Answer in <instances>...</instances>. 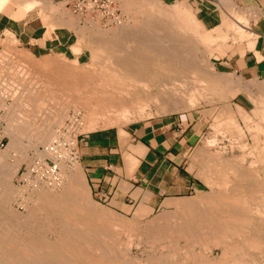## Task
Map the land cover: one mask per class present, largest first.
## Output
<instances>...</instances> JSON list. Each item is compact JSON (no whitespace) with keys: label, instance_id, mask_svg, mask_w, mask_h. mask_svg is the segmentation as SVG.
<instances>
[{"label":"bare ground","instance_id":"6f19581e","mask_svg":"<svg viewBox=\"0 0 264 264\" xmlns=\"http://www.w3.org/2000/svg\"><path fill=\"white\" fill-rule=\"evenodd\" d=\"M6 1L7 0H0V10L3 8ZM22 1L34 2V0H22ZM44 1H45V7H46L47 1L46 0H44ZM105 1L110 3V0H105ZM41 2H43V1L41 0ZM140 3H142V2H139V4ZM145 3H143V4H145ZM154 3H156V2H154ZM48 4H50V3H48ZM222 4H223V6H225L224 2ZM20 5H21V3H20ZM151 5L155 6L156 4L155 5L150 4V6ZM181 5H182V3H178V4L176 3V5L171 7V9L167 10V8H166L165 9L166 13L169 10H171L172 13L168 12L169 13L168 17H167L168 13L167 14L164 13V14H166V16L163 14L162 17L165 16V19L169 21V20H171L170 14H171V16H173L176 13H178V15L176 14L177 15L176 18L174 16V17H172L173 20L169 21L171 23L173 21V23H174L173 29L176 28L179 30H183L182 32L190 35V38H192L191 40H193V39L195 40L197 38V39H199L198 41H201L204 45L207 44L208 41L214 40L215 37L210 33V31H208V33H210V34H206L207 31H205V34H204V33H201L199 31V28L197 26L194 27L195 26V24H194L195 18L191 17V14L189 13L191 11L185 12V10H184V12H182L183 11L182 9H184V8H182ZM88 6H91V5H88ZM137 6H138V4H137ZM139 8L142 9L141 7H139ZM147 8H150V7H147ZM186 8H187V6H186ZM188 9H190V8H188ZM158 10L163 11L164 9L160 10V8H159ZM163 12H165V11H163ZM163 12H159L160 14L158 13L157 16L161 17V13H163ZM87 13H90V11H87ZM154 13H152V14H154ZM236 13L237 12H235V14ZM150 14H151V12H150ZM151 17H152V15H151ZM169 17H170V19H169ZM236 17H237V15H236ZM153 18L154 17H152V20H154ZM155 18H157V17H155ZM239 18L240 17H237L238 21L240 20ZM155 20L153 22H155ZM244 20H246V19H244ZM162 21H163V23H162ZM160 22L162 24L169 26V24H166V21L164 23V19L158 20V22H157L158 26H160V24H161ZM113 23L114 24L116 23L115 19L113 20ZM157 23H156V25H157ZM175 23H176V25L178 24L181 29L179 27L178 28L175 27ZM243 23H247V21L246 22L243 21ZM52 26H54V25H52ZM150 26H147V27L150 28ZM170 26H172V25H170ZM170 26H169V28L172 29V27H170ZM147 27H146V29L149 30V28H147ZM161 27H162V25H161ZM163 28H165V26ZM166 28L169 29L168 27H166ZM238 28L236 29V31L242 30V29H238ZM162 29H159V31L161 32ZM176 29H175V31H177ZM215 29L217 30L218 34H219V32L221 33L222 39L220 37L221 36L220 34H219L220 36L218 35L220 38L219 37L218 38H219V40L221 39L223 41V39L226 38L224 36V34H222L223 32H221V30L218 27ZM138 30L140 31V29H138ZM138 30L134 31L133 29H130L127 26L121 25L118 27L117 31L115 30L116 32L115 31L114 32L112 31L113 33L111 31L109 32L110 34L112 33V36H110V37L105 36L107 33L105 35H102L103 39H105L106 37H109V38L108 39L106 38L105 39L106 41L102 39V41L99 44V47L96 49V51L92 52L93 56L91 57V60L87 63H84V64H80L79 62L75 61L74 63H72V65L68 66L67 64H64V62L66 60L63 61V59H61L59 61H54V59L51 58L50 61L52 63H47L48 60L46 62V64H49V65H47L48 68H47L45 63H43L44 65L42 66V68H36V67H34L33 64L30 65V67H32L33 70L37 71V74L39 73L38 74L39 77L36 76L34 78L35 79L40 78L39 80L43 81L42 83L45 85L46 93L50 92V93H48L49 96H50L52 90L47 91V88H51V87H54V88L57 87V88L61 89V91L63 90L64 92L62 91V93L66 94V96H67V98L64 97L65 95L63 96L65 98V100L68 99V96H70L69 98L74 97L73 99H76L75 96H73V95L74 94L79 95L77 97V100L79 102L83 103L82 104L83 107H80V110L83 113L78 112L79 113L78 114L77 111H74V112L72 111L71 112L72 114L70 113L71 116H70L69 121L71 120V118L73 119V117H72L73 115H77L78 119L76 120L75 126L67 128L68 132L70 131V128H73L75 134H81V133H77V130L80 127H84L85 129H88V128L90 129V128H92V126L94 127V124L96 126L97 125L96 121H95L96 117H99L100 115L102 117L104 111L105 112L108 111L109 113H114L115 115H117V118L119 117L120 120L121 119L124 120L125 118L128 119L127 115H130L129 114L130 111H133V113L135 111L137 113L138 112L140 113V112H143L149 106L159 107L161 110L166 109L164 112H167V109H169L168 107H170V106H174L175 108L181 107V108L185 109V107H186L187 109H191V108L196 107L194 105V102H195L194 99L195 98L193 96L195 94L196 95L198 94L199 96L200 95L204 96L203 93H207L206 88L208 86L210 87V85L212 86L214 84L213 81H215V79L210 75L211 72H209V70H207V66L205 65L206 63L205 64H203L202 62L200 63V61H197V59L195 58L196 55L194 54V51L196 52V50H194L195 47L193 45H187L186 43H175V42H177V39H175L176 40L175 42L173 41L174 43L169 42V40H163V42H161V41L159 43H152L151 42L152 44H149V43L145 42L146 40L144 41V39H141L142 34L143 35H145V34L140 31V34L142 33L140 36L139 32H137ZM141 30H143V29H141ZM102 31H104V29ZM156 31H158V30H156ZM164 32H166V31L164 30ZM101 33L103 34V32H101ZM109 33H108V35H109ZM168 33L171 36V34L173 32L171 31ZM168 33L167 32L165 33L167 38L169 37ZM239 33H241V32H239ZM153 34H154V32H153ZM147 35H149V34L147 33ZM184 35H186V34H184ZM98 36L94 37V39L97 41H98V39H96V38ZM156 36H157V34H156ZM160 36H158V37L161 38L162 36L161 37ZM166 36H163V37H166ZM242 36H240V37H242ZM152 37H154V36H152ZM154 38H152V39H154ZM173 38H174V36H173ZM188 38H189V36H188ZM218 38H216V40ZM157 40L158 39H156V41ZM6 42L4 43L3 41H0V47L3 48V50H6L7 48H8L7 50H10L9 49L10 46L7 45ZM92 42L93 41H91L90 43H92ZM99 42H97V43H99ZM201 42H199L197 44H199V46H200V44H202ZM195 43L196 42H194L193 44H195ZM205 46H207V45H205ZM78 47H80V46H79V44L77 45V43H76L74 46V49L75 50L79 49ZM211 49H213V48H211ZM16 51L17 50H15L14 52H16ZM8 52L10 54L12 53L11 51H8ZM77 52H79V51L77 50ZM12 55H14V53H12ZM15 55H14V58H15ZM17 55L19 56L18 53H17ZM20 57H22V56H19V58ZM24 57H25V55H24ZM10 58H12V57L10 56ZM25 58H27V55ZM25 58L23 59V61L25 60ZM0 59H1L0 60L1 61L0 62V72H1L6 67V66H3L2 62H7V59L6 58L5 59L0 58ZM31 59L29 58L30 61H31ZM19 60L20 59H18V61ZM44 60L46 61V59H44ZM16 61L17 60H15V62ZM21 61H22V59L19 62H21ZM26 61H28V60H26ZM21 63L24 64L25 62H21ZM33 63H34V61H33ZM16 66H17V64H16ZM24 74H26V73H24ZM226 76H227V74H226ZM22 79H23V77H22ZM218 79H216V80L218 81ZM39 80H37V81L40 82ZM26 81H27V79L25 80V83H26ZM32 81L34 83L35 80L32 79ZM228 81H230V79ZM21 82H22V80H21ZM38 82H36L37 85L35 84V86L39 87ZM22 84H20L22 86L21 88L24 87ZM225 84L227 85V83H225ZM31 85H32V83L29 84V86H31ZM206 85H207V87H206ZM251 85H252V83H251ZM145 87H147V88H145ZM2 88H5L4 85ZM6 88H8V87L6 86ZM21 88H19V89L21 90ZM29 88H32V86ZM40 89L44 90V88H42V87ZM40 89H38L37 92H35V91L32 92V89L30 90V93H27L29 91H26V93H24L25 91L22 92V93H24V95L26 97L21 96L22 90L19 92L21 94H18V95H20V97L24 98V101H22V99L20 98V103H23L24 105L28 106V107L24 106L22 108L25 110L29 109V112L31 115H33V114L35 115L36 112L43 109L41 111V113H42L41 115L39 113L40 111L38 112L40 122H38V124H37L38 126L35 125L38 128L37 134L32 133L31 135L32 136L36 135L33 137V138L36 137L35 139H33L35 143L39 142L41 144V142H44L46 144L49 142L51 143V139H53L52 137H54V135L57 136L55 134L56 130H55V133L53 134V130H54L53 127H55L56 125L59 126L60 124H62L61 122H63V120L65 118H67L66 114H68L67 112H68L70 107H64V105H63L64 103H63L62 104L63 107L57 105V107L54 108V106L52 104L54 101L51 103V100H53L54 98L51 99L52 96H50L49 100H48L50 102H48V103H51L50 105H52L53 107L50 106L51 107L50 108L49 106H47V103H46V107L44 108L45 104H43L44 100L40 96V92H39ZM204 89L206 91H204ZM24 90H26V87ZM40 91H42V90H40ZM197 91H200V93H198ZM58 92H59V90H58ZM210 93H209V95H210ZM4 95H5V93H4ZM14 95H15V93L13 94V97H14ZM71 95H72V97H71ZM198 95L196 96V98L197 97L199 98ZM60 97H62V96H60ZM201 98L202 97L200 96V99ZM205 98H206V94L202 99H205ZM214 98L212 97V100ZM262 98H264V97H262ZM46 99H47V97H46ZM207 99H208V96H207ZM18 100H19V98H18ZM208 100H209L208 102L210 103V99H208ZM253 100H254V98H253ZM68 101H69V99H68ZM255 101H256V103L259 104V102H261L263 100H261L259 102H257L258 100H255ZM58 102H59V100H58ZM200 102L201 101H199V103ZM202 102H204V101L202 100ZM205 102H206V99H205ZM66 103L68 104V102H66ZM262 103L264 105V102H261V104ZM57 104H59V103H57ZM60 104H61V102H60ZM72 104H77V103H72ZM4 105H7V104L3 103L2 97L0 96V107H3ZM196 105H197V103H196ZM41 106H43V107H41ZM78 106H81V105H78ZM255 106H257V105L255 104ZM8 107H9V105H8ZM74 107L72 106L73 109H74ZM76 108L77 107H75V109ZM81 108L82 109L84 108L85 110L84 109L82 110ZM227 108H228V106H227ZM211 109L214 110L213 108H211ZM255 109H254V111L257 110L256 111L258 114L257 116H259V113L261 114L259 117L255 116V118L257 117L258 119L264 120V110H262L263 108L260 109L258 107L256 110ZM13 110L14 109H12V111ZM95 110H97V111L100 110L99 114H97L98 112H96ZM169 110L172 112L174 109L173 110L169 109ZM101 111H103V113ZM219 111H221V110H219ZM228 111H229V108L227 109L226 112H228ZM252 111H253V108H252ZM224 112L225 111H223V113ZM27 113H28V111L26 112V114ZM218 114H220V113H218ZM226 114H228V113H226ZM231 114L232 113L228 114V118H229V116H232ZM101 117H100V119H102ZM245 117L247 118V116H245ZM0 118L2 119L3 124H4V126L2 127L3 136L7 138V136L5 134V122H4L2 114L0 115ZM29 118H31V117H29ZM80 118H81V120H80ZM246 118H244V120ZM36 119H37V116H36ZM230 119H231V117H230ZM12 120L14 121V119H11V121ZM37 120L36 121L34 120V121L37 122ZM79 120H80V122H79ZM116 120H118V119H116ZM249 120H250V118L248 117L247 121H249ZM214 121L215 120H213V122ZM233 121H234V119H233ZM233 121H232V124H233ZM235 121H236V119H235ZM35 122H33V124H35ZM110 122H112V121L110 120ZM221 122L223 123L222 120H221ZM251 124L253 125L252 122L250 124H247V125L251 127ZM236 125L238 126L239 124H236ZM243 125H244V123H243ZM258 125L259 124H257L256 126H258ZM9 126H10V124H9ZM248 126H247V129H248L247 132H249ZM62 127L65 128L66 127L65 124ZM9 128L10 127H8V129ZM238 128H234V129H238ZM254 128H255V124H254ZM259 129H260V125L256 130H259ZM82 130H83V128H82ZM245 130H246V128H245ZM21 131H23V130H21ZM10 132H13V131L11 130ZM58 132H59V130H58ZM58 132H57V134H58ZM236 132H237V130H236ZM251 132H252V129H251L250 133ZM262 132L263 131L260 130L258 133H262ZM252 133L250 135L251 139L254 136V135L252 136ZM237 134L239 135V132ZM263 134H264V132H263ZM30 136H28V137H30ZM64 137H65V139L68 140L67 142L71 141V143H72V141H73L72 138H70L66 134L64 135ZM255 137L257 139V136H254V138ZM254 138L252 140H256ZM31 139H32V137H31ZM211 139H213V138L211 137ZM7 141H8V139H7ZM205 141L207 142L206 139H205ZM212 141H213V143H211ZM212 141L211 142L208 141L207 144H210L212 146V144H214V142H215V139H213ZM255 143H257V140ZM6 144H5L4 148H2L0 150V153L2 152L0 154V171L2 174H0V175H2L1 177L7 183L5 182L6 188H4V190H3V191H5L4 192L5 194L1 191V188H0V192L2 195L4 194L3 196H5V198L7 200L9 198V196L11 195V194H9V192H7L8 188L10 190V188L12 187L11 184L9 185V181H10L9 179L12 178L13 175L17 172L18 163H17V160L15 161V159L12 160V164H9L5 161L9 157L15 158L13 155H11L10 151H11L12 147H13L14 151H16L15 148H17L19 150V147H18L19 145H18V142H16L13 138H11L10 143L8 145H6ZM207 144L205 143L204 145H207ZM15 145L16 146L18 145V146L16 147ZM6 146H7V148H6ZM20 146H21V144H20ZM33 147H34V145H33ZM200 147L198 148L199 151L201 149H203V148L200 149ZM5 148H6V150H5ZM43 148L44 147H42V149ZM229 148H230V146H229ZM205 150H208V149H205ZM205 150H204V152H205ZM237 150H239V149H237ZM241 150H242V148H241ZM39 151L42 153H45V155L47 153V151H44V152H43V150H39ZM216 151H218V150H216ZM210 152H208V153L210 154ZM198 153H201V152H198ZM208 153L206 152L205 155L207 154L206 156H208ZM211 154H212V152H211ZM214 154H216V153H214ZM214 154H212L211 157H214L215 156ZM200 155H202V154H200ZM239 155H241V154H239ZM242 155H244V154H242ZM37 156L32 158V160L37 158ZM196 156H197V154H196ZM198 156H199V154H198ZM216 157H214V158H216ZM203 158H204V155H203ZM230 158H232V157H230ZM242 158H244V157H242ZM1 159L4 161V163ZM225 159H224V163L226 162L225 165L222 164V162H219L220 160L218 158L216 160V161H218V163L215 162V163H213V166H211V167H214L212 172H214L216 174L218 173L222 177V179H221L222 185H220V186H223L224 188L223 189L221 188L222 190L220 189V191H223V193L220 194L219 193L220 191H219L218 192L219 195H217L218 193L214 195L213 192H212L213 193L212 195L208 194V195H204L203 197H202V195H200L201 198L200 197H198V198H199V201L202 199L201 203L204 204L203 205V206H205L204 208L201 204H200L201 207L198 206L200 208H198V207L196 208V206H194L193 203H190V202L184 201V200H182V201L179 200L178 202L172 201V202L164 204V205L168 204L169 206L171 205L173 207V209L178 210V212H179V215H178V218L180 220V221L178 220V222L180 223V225L178 224L179 229L177 226L175 228H173V226H171V227L175 230L176 229L180 230L188 238L189 242H187L188 240L187 241L185 240L186 244L190 243V239L194 241L193 242L194 244L196 242L195 245H191L192 247L196 246L199 241H204L206 243L205 245L210 246V250L216 249V251L218 252L217 257H218V259H220L221 262L223 260L224 261L230 260L231 262H233V264H238V262H239V264H264V190H262V185H263L262 182L263 181H259V179L254 175V172H252V170H250L246 167H243V166H239L240 164H238L237 160H234L232 158L233 160L230 159L232 161H230V163H228V159H227V161H225ZM212 160H213V158H212ZM213 161H215V159ZM18 162H19V160H18ZM76 163H78V162H76ZM198 163H199V160H198ZM208 164H210V163H208ZM247 164H246V166H247ZM72 165L67 166V167H71ZM63 166H65V165H61V167H60V175H61L62 181H61L60 187L58 188L59 190H61V192H60L61 194L57 195L58 193L56 192L57 196H51L52 194H50L49 192H41L38 195L36 192V194L39 196V197H37V203L32 205L31 206L32 208L31 209L29 208V209L33 210L36 208L38 213L36 211H34V212L37 213V215L39 214V212H42L44 214V216L45 215L49 216V217H51V219L54 218V219H52L53 220L52 222H54L55 224L57 223L56 224L57 227H58V225L61 226L58 229L60 230V228H61V231L63 233L65 232L66 234L65 235L63 234L61 236L56 235L57 237L54 238L53 240H47L48 237L46 238L43 234L45 230L42 233V229L40 228L41 225L39 226L38 224H35L32 221L34 218L32 220L30 219L32 221V223H30L28 221L29 217L32 216L33 211L31 213L29 211H28L29 213L26 211L27 212L26 215L29 216L26 218L25 215H23V214H22V216L17 215V213L14 214L16 211L15 212L13 211V213H12V211L7 212V210H6V212H4L5 208L2 211L0 209V264H133V262L130 259H129L130 260L129 261L127 259L125 260L124 257H123L124 259L122 258V256L126 257V255H123L125 253V250H124L125 247H123L125 244L121 246V247H123V248H121V250L122 249L124 250L123 252L121 250H116L117 248L114 249V248L109 246V245H112L113 243L112 244L111 243L109 244L108 242L106 243L104 241V238L101 237V236H103L102 235L103 233L98 231L101 228L102 221L104 223H106L105 219L110 217L111 213L108 214L109 212L107 213V211H106V213H104L102 211H99V209L95 210L94 209L95 207L92 208V207H89L90 205L87 206L86 201H82L83 192H82V194L80 193L81 195L79 193H75V197L72 198L70 191H72V190L75 191V189L80 187V185L82 184L81 181L83 179V174H81L82 172H80L77 164H74L75 168H73L71 171H69V173H68L69 176L66 175V173H64L66 166H65V168ZM206 166H208V165H206ZM222 166L225 168V171H223L224 168ZM211 167H210V169H211ZM251 167H253V166H251ZM202 168L204 170L205 166H203ZM203 172L206 173L205 171H203ZM222 172H225V173L229 172L230 173V176H228V177L234 178L232 180L234 182V187H233V185H231L233 182L228 185L229 179L226 176L229 173H227L226 176H224V174H222ZM204 173H202V174H204ZM231 174L233 175L232 177H231ZM217 175H216V177H218V179L216 177H214L217 179V180L215 179L216 182L214 181V178L212 179L213 180L212 182L215 184L211 185L212 182L207 181L208 184L210 183L209 184L210 186L217 185L219 177H220L219 175L218 176ZM67 176H68V179H67ZM210 176H211V174H210ZM203 178H205V176ZM209 179L211 180V178H209ZM83 183H84V181H83ZM230 185L232 186L231 189H230V187H228ZM40 188H42V187L31 190L30 192L32 194H34V192ZM2 189H3V187H2ZM19 189L20 188H18V190H17L18 192H19ZM48 189H50V188H48ZM78 189H80V188H78ZM217 189H218V187H217ZM53 190H51V191H53ZM78 191L80 192V190H78ZM211 191H213V190H211ZM30 192H28V194L32 195ZM11 193H12V191H11ZM72 194H74V193H72ZM2 195H0V196H2ZM53 195H55V193ZM2 198L3 197H1V199ZM11 198L13 199V196ZM28 198H29V195H28ZM30 198H31V196H30ZM71 198H72V200H71ZM2 201H3V199H2ZM4 201H5V199H4ZM30 201H32V200H30ZM3 202L0 201V203H3ZM11 202L9 201V203H11ZM28 202H22L21 206L25 207L26 204H29ZM9 203H8V206H9ZM198 203H200V202H198ZM30 204H31V202H30ZM26 208H27V206H26ZM185 208H189V213H190L189 215L184 211ZM10 209H12V208L9 207V210ZM144 209L147 210V208H144ZM144 209H143V211L141 209V212H144L145 211ZM24 213H25V210H24ZM42 213H40V214H42ZM40 216H42V215H40ZM164 216H165V214H164ZM174 216H173V218H175ZM37 218H39V217L37 216ZM35 219H36V217H35ZM49 219L50 218H48V220ZM51 219H50V221H51ZM36 220H38V219H36ZM40 220L42 221L43 219H40ZM40 220H38V222ZM120 220H121V218H120ZM47 221H45V222L48 223ZM108 221L110 223L111 220L109 219ZM168 221H169V219H168ZM170 221H172V220H170ZM40 222H39V224H40ZM43 223H44V221H43ZM125 223H127V221H124L123 225H121V226H120V224H118V225H119V227L122 228V226H124ZM157 223H160V222H157ZM131 224H132V222H131ZM131 224H130V226H133ZM46 225H48V224H46ZM112 225L116 226V224H113V223H112ZM128 225L129 224L125 225L126 229L129 228ZM173 225H174V223H173ZM175 225H177V222L175 223ZM44 226H43V229H45ZM80 226H82L83 228ZM106 226H110V225L108 224ZM117 226L114 230L117 229ZM152 226H151V229H154V228H152ZM119 227H118V229H119ZM155 227L157 228L156 225H155ZM102 228H104V227H102ZM135 228H132V229H135ZM80 229H83L86 233L89 231L90 232L93 231V232H97L98 234L101 233V235L99 234L100 235V237H99V235L97 233L96 234L98 236L97 235L94 236L91 233H89L92 236H89L88 234H86L87 235L86 236V235H84L85 232H83V230H81V232H80ZM169 229H171V228H169ZM173 229H171V230H173ZM56 230L57 229H55L53 232H55ZM100 230H103V229H100ZM165 230H168V229H165ZM175 230L172 231V235H173ZM77 231H79V233H82L83 235H80L79 233H77ZM103 231H104V233L106 232L105 230H103ZM110 231L111 230H109L110 236L115 233L113 231L111 233ZM132 231L130 230V233ZM149 231H150V234L153 233V232H151V230H149ZM72 232L77 233V235H72ZM127 232L129 233L128 230H127ZM127 232H124V233L126 234ZM157 232L158 231H156V233ZM168 232H171V231H168ZM128 233H127V235L130 236L131 234H128ZM175 233H176V231H175ZM178 234L179 233L177 232L176 235H178ZM176 235H175V237H176ZM106 236H107V239H105V240H108L109 236L104 235V237H106ZM115 236H117V235L114 234V236L113 237L111 236V237L114 238ZM155 236H154V239L156 240ZM185 236H183V237H185ZM127 237H125V238L128 239ZM178 238H180V236ZM162 239H163V237H162ZM181 239L183 240L182 236H181ZM115 240L117 241V239H115ZM128 240H131V239L129 238ZM128 240H126L125 243H127ZM170 241L169 242L167 241L169 243V245H170ZM110 242H112V241H110ZM118 242L120 243V241H118ZM118 242L116 244L114 243L115 244L114 246H116L118 244ZM204 242H202V243H204ZM120 245H121V243H120ZM120 245L118 244L119 247H120ZM167 245L168 244H166V246ZM188 246H189V244L186 247L188 248ZM127 247H128V245H127ZM203 247L206 248V246H203ZM170 248H171V246L168 249L170 250ZM173 248H175V247L173 246ZM118 249H120V248H118ZM185 249L186 248H184V250ZM174 250L175 249H173V251H170L171 252L170 257H172V254H174V253H172V252H174ZM200 250H204V249L200 248ZM119 251H121V252H119ZM165 252H168V251H164V253ZM192 252H190V251H187V253L183 252V253L187 254V259L189 257H191L189 259L191 261L190 264H208L207 263L208 262L207 256H206L207 262L203 261L205 259V257H204L205 254L204 255L200 254L202 256V257L200 256L201 260L204 257V259L202 260L203 261V263H202L201 260L199 259L200 257L197 258L195 256V254H197V253L193 254ZM164 253H162V254L164 255ZM185 254H183V255H185ZM165 255H166V253H165ZM169 255L170 254L168 253V258H169ZM188 255H189V257H188ZM158 256L155 259L154 264H176L175 261L170 262L168 258L167 259L169 262H162L161 260H157V259H160V258H158ZM128 257H126V258H128ZM152 257H155V256H152ZM183 258H185V257L183 256ZM167 259H166V261H167ZM170 259L172 260V258H170ZM240 261H241V263H240ZM188 262L189 261H187V263ZM212 262L213 261H211V263ZM231 262H229V263H231ZM142 264H144V263H142ZM222 264H223V262H222Z\"/></svg>","mask_w":264,"mask_h":264},{"label":"rangeland","instance_id":"374dc122","mask_svg":"<svg viewBox=\"0 0 264 264\" xmlns=\"http://www.w3.org/2000/svg\"><path fill=\"white\" fill-rule=\"evenodd\" d=\"M11 1H13L15 4H17V6H18V15L19 16H23L26 12H27V10H29V9H31V8H33V7H35V6H39V7H41V8H45V9H49V11L50 12H53V14H55V15H57L58 16V18L59 19H62L63 20V23H64V25H67L70 29H72L73 31H74V34H75V36H76V42H75V44L77 43V45L79 44V46L80 47H78L79 49H74V46H75V44L73 45V46H71V51L72 52H62V51H43L41 54H32V53H30V52H28V51H26L25 49H23L21 46H19L18 44H17V41H16V39L10 34V33H7V32H5V36L3 37V38H0V41H3L4 43L6 42V44L7 45H9L10 47H9V49L10 50H3V48H1L0 47V58H6L7 59V62H2L3 63V66H6L5 68H4V70L3 71H1L0 72V96L2 97V100H3V103H5V104H7V105H4L3 107H0V110L2 111V116H3V119H4V122H5V134H6V136H7V139H8V141L7 140H5V144L6 145H8L9 143H10V140H11V138H13L16 142H18V147H19V150L17 149V148H15L16 149V151H14L13 150V147L11 148V151H10V153H11V155H13L15 158H7L6 159V161L5 162H7V163H9V164H12V160H14L15 159V161L17 160V163H18V170H17V172L13 175V177L12 178H10L9 180V185L11 184V186L15 189H13L12 187L10 188V190H9V188H8V191L7 192H9V194H11L10 196H9V198L6 200V198H5V196H3L5 193V191H3L4 190V188H6V181H4L3 180V178L1 177L2 175H0V188H1V191L4 193L3 195L1 194V192H0V195H2V196H0V199H1V197H3L2 199H3V201H4V199H5V201L3 202L2 201V199L0 200L1 202H3V203H0V209H1V211L2 210H4V208H5V211L4 212H6V210H7V212H10V211H12V213H13V211L15 212L14 214H16L17 213V215H19V216H22V214L23 215H25V217L27 218V217H29V216H27L26 214H27V212L29 211L30 213L33 211V214H32V216L31 217H29V219H28V221L30 222V223H32V221L35 223V224H38L39 226H40V228L42 229V233H43V231H44V236L47 238V240H53L54 238H56L57 236H61V235H65L66 233L64 232H62L61 231V228H60V230L58 229L59 227H61V226H59L58 225V227H57V223L55 224L54 222H52L53 220L52 219H54V218H52L51 219V217H49V216H44V214L42 213V212H39V214L37 215V213H38V211H37V209L35 208V209H33V210H30L32 207V205H34V204H36L37 203V197H39L38 195L41 193V192H49L50 194H52L51 196H57V195H59V194H61L60 192H61V190H59V189H48V188H44V187H42V188H40V189H38L37 191H35L34 192V194H32L31 192V194L32 195H30V194H28L29 195V200L27 199V200H25L24 202H28L29 204H26V206H27V208H26V206L25 207H22L21 206V204H18L17 202H15V199H16V197L17 196H20V189H19V192L17 191L18 190V186H19V177H18V175H19V173L24 169V167L28 164V162H30L31 160H32V158H34L35 156H37V157H39V156H41V155H39V154H42V152H40L39 150L42 148V147H45V146H47L49 143H44V142H41V144L39 143V142H37V143H35L34 142V140L33 139H35V138H33L34 136H36V135H31L32 133L33 134H37V131H38V128H37V124H38V122H40L39 121V114H38V112L40 113V115L42 114L41 113V111L43 110H39L38 112H36V114L34 115H31L30 114V112H29V109L27 110H25V109H23L22 107H26L27 105H24L23 103H20V98L22 99V101H24V98H22V97H20V95H18V94H21L22 92H24V93H26V91H29V92H27V93H30V90L32 89V92H37L38 91V89H40L41 87L42 88H44V90L43 89H40V90H42V91H40L39 90V92H40V96H41V98H43V100H44V102H43V104H45L44 105V108L46 107V103H47V106H51V107H53L54 106V108L55 107H57V105H59V106H61V107H63V105H64V107H70L69 108V110H68V114H66L67 115V118H63L64 120H63V122H61L63 125H64V123H65V120H69L70 119V116H71V112L73 111H77V113L78 112H82L81 110H80V107H83L82 106V104L83 103H81V102H79L78 100H77V97L79 96L78 94H72L73 96H75V98L76 99H73V98H69L70 96H68V99H69V101H68V99H66L65 100V98H67V96H66V94H64V93H62V91H61V89H59V88H54V87H51V88H47V91L48 90H52V92H51V94H50V96H52L51 97V99H53V100H51V103L53 104V106L52 105H50L51 103H48V102H50V101H48L49 100V94L48 93H50V92H48V93H46V91H45V85L42 83L43 81H41V80H39L40 78H34V77H36V76H38V74H37V71L36 70H33L32 69V67H30V65L31 64H33L34 65V67H36V68H42V66L44 65L43 63H45L46 64V62H47V60H48V62L47 63H52L50 60H51V58L52 59H54V61H59V60H61V59H63V61H65L64 62V64H67L68 66L69 65H72V63H74L75 61L76 62H79L80 64H84V63H87V62H89L90 60H91V57L93 56L92 55V52L93 51H96V49L99 47V44L101 43V41H102V35H105L106 33V35L105 36H112V33L116 30H118V27L119 26H121V25H124V26H127L128 28H130V29H133L134 31H136V30H138V29H140V31L142 32V33H144L145 35H143L142 33V36H141V34H140V31L138 30L137 32H139V35L142 37L141 39H144V41L145 42H147V43H149V44H152V43H159L160 41L161 42H163V40H169V42H171V43H174L176 40L175 39H177V42H175V43H186L187 45H193L195 48H194V50H196V52L194 51V54L196 55L195 56V58L197 59V61H200V63L202 62L203 64H205L206 66H207V70H209V72H211L210 73V75L215 79V81H213V85L211 86L210 85V87L208 86L207 87V85H206V90L204 89V91H206L207 93H203L204 94V96H205V94H206V102H205V99H202L204 96L203 95H200L202 98V100L204 101V102H202V100L200 99V96H199V98L197 97L196 98V96L194 95L193 97L195 98H193L194 99V101L197 103V105H196V103L194 102V105L196 106V107H194V108H191V109H187L186 107H185V109L184 108H181V107H174V106H170V107H168L169 109H171V110H173L172 112L169 110V109H167V112H164L165 110L164 109H160L159 107H154V106H149V107H147L143 112H134L133 113V111H130V115H127V117H128V119L127 118H125L124 120L123 119H119V117L117 118V115H115L114 113H109L108 111L107 112H105L104 111V113H103V111H101L102 113H103V115H102V117H101V115L99 116V117H96V124L98 125H96L95 126V124H94V127L92 126V128H88V129H85L84 127H80L78 130H77V133H81V134H76V135H78L77 136V140L81 137V136H83V135H85V134H87V133H90V132H92V131H95V130H100V129H117L118 130V133H119V135L122 137V138H124L125 137V134H124V132L122 131V129L125 127V126H128V125H131V124H133V123H135V122H137V121H140V120H143V119H145V118H149V117H159V116H166V115H172V114H177V115H188L189 117H190V119L191 120H194L195 121V126H194V129H196V135L198 136L197 137V142L193 145V147L186 153V155H185V163H184V166H185V168H186V171L190 174V176L194 179V181L196 182V184H197V186H196V188H195V190L194 191H192L190 194H188V195H186L185 197H183V198H180V199H176V200H173L174 202L175 201H182V200H184V201H188V202H190V203H193V205L194 206H196V208L198 207V206H200L201 207V205L203 206L204 204L203 203H201V200L199 201V198L198 197H200L201 198V196L200 195H202V197L204 196V195H212L213 193H214V195L215 194H217L219 191H220V189L222 188H224L223 186H220V185H222V182H221V179H222V177H221V175H219L218 173V175L220 176L219 177V180H218V183H217V185H213V186H210L209 184H208V182H212L213 180V178L214 177H216V173H214V172H212L213 171V168L214 167H211V166H213V163H218V161H216L218 158H219V162H222V164H226V162L224 163V159H225V161H227V159H228V163H230V161H232L235 157V159L234 160H237V162H238V164H240L239 166H243V167H246V168H248V169H250V170H252V172H254V175L259 179V181H263L262 182V190H264V134H263V132H264V120L262 119H258L257 117H259L261 114L259 113V116H257L258 114H257V108L259 107L260 109H262V110H264V105H263V103L261 104V102H264V98H262V97H264V82H258V81H251V80H244V81H242L239 77H236V78H234V77H232V75L231 74H228V73H226V64L225 63H227V61L229 60V59H231V58H234V57H236V56H242V55H244V53H246L247 51H252L253 50V46H254V43H255V39H256V37L254 36V35H251V34H249V33H247V32H245V31H243V30H241V31H235L234 33H233V35H229V31H230V28L228 27V19H227V17H221V19H223V18H225V20H224V23L222 24V26H219L218 28L221 30V28L223 27V31L221 30V32H223L222 34H224V36L226 37L225 39H223V41L221 40L222 39V35H221V33L219 32V34L221 35H219L218 34V32H217V30L215 29L216 27L214 26V27H211V28H209V27H205L204 25H203V23L199 20V17H198V13H197V11H196V8H197V6H196V4L194 3V2H192L191 0H174V1H169V0H110V7L111 8H113L114 10H115V15H117L118 16V18H116L115 19V24L113 23V22H111V21H109L110 19H108V15H106V8H104V9H102V8H100L101 6H104L105 4H104V2L103 1H100V2H98V6H97V8L96 9H94V11L93 12H90V13H87V12H84V11H82L81 13H79V12H77V11H73V8L71 7V4H70V2L68 1V3H66V1H65V3L64 2H62V3H60V4H51L50 3V1L49 0H46L47 2V4H46V7H45V1L44 0H42L43 2H41V0H34V2H30V1H22V0H8L7 1V3L8 2H11ZM40 1V2H39ZM88 1V0H87ZM131 2V3H130ZM136 2V3H135ZM139 2H142V3H140L139 4ZM147 4H146V3ZM153 2V3H152ZM154 2H156V3H154ZM20 3H21V5H20ZM48 3H50V4H48ZM130 3V4H129ZM143 3H145V4H143ZM176 3L178 4V3H182V5H181V7L182 8H184V9H182L183 11L182 12H184V10H185V12L187 11H191V12H189L190 14H191V17L192 18H195L194 19V21H195V26L194 27H198L199 28V31L201 32V33H204L205 34V31H207L206 32V34H212L214 37H215V39L214 40H212V41H208V43L207 44H205V45H207V46H205L201 41H198L199 39H193V40H191L192 38H190V35L189 34H187V33H184V32H182L183 30H179V29H176L177 31H175V29H173L174 28V23H173V21H172V23L171 22H169V21H171V20H173V18L172 17H174L175 16V18H176V16L178 15V13H176L175 15H173V16H171V14H170V17H171V20H166L165 19V16H166V14L169 12V13H172L171 12V10H169L167 13H166V8H167V10L168 9H171V7H173L174 5H176ZM24 4V5H23ZM133 4V5H132ZM137 4H138V6H137ZM150 4H153V5H155V6H150ZM132 7H131V6ZM149 5V6H148ZM160 5V6H159ZM186 6H187V8H186ZM139 7H141L142 9H140ZM147 7H150V8H147ZM157 7V8H156ZM160 8V10L162 9H164L163 11H165V12H163V11H159L158 9ZM156 8V9H155ZM188 8H190V9H188ZM127 9V10H126ZM60 13H59V12ZM128 11V12H127ZM155 13H154V12ZM157 11V12H156ZM150 12H151V14H150ZM159 12H163V13H161V17H162V15L164 14V13H166V14H164L165 16L164 17H158L157 16V14L159 13ZM152 13H154V14H152ZM169 13L167 14V17H168V15H169ZM160 14V13H159ZM106 15V16H105ZM151 15H152V17H154L153 19L155 20V22L157 23L158 22V20H163L164 19V23H165V21H166V24H169V26L170 25H172V26H170V27H172V29L171 28H169V26L168 25H165V24H162L163 23V21H162V23L160 24V26H158V23H157V25H156V23L155 22H153L154 20H152V17H151ZM223 15H226L225 13L223 14ZM155 17H157V18H155ZM170 17H169V19H170ZM151 18V19H150ZM159 18V19H158ZM158 19V20H157ZM168 19V18H167ZM227 19V20H226ZM240 20L242 19L241 17L239 18ZM239 20V21H240ZM145 21V22H144ZM148 22V23H147ZM150 22V23H149ZM168 22V23H167ZM226 22V23H225ZM145 23V24H144ZM171 23V24H170ZM197 24V25H196ZM76 25V26H75ZM84 25V26H83ZM151 25V26H150ZM155 27H153V26ZM161 25H162V27H161ZM141 26V27H140ZM144 26V27H143ZM147 26H150V28L149 27H147V28H149V30L148 29H146V27ZM165 26V28L166 27H168L169 29H165V28H163ZM91 27V28H90ZM138 27V28H137ZM161 27V28H160ZM175 27H179V25L177 24L176 25V23H175ZM117 28V29H116ZM135 28V29H134ZM145 28V29H144ZM162 29L161 30V32L159 31V29ZM180 28V27H179ZM226 28V29H225ZM238 28V27H237ZM92 29V30H91ZM100 31H99V30ZM104 29V31H102ZM141 29H143V30H141ZM158 30V31H156V30ZM181 29V28H180ZM238 29H241V28H238ZM164 30L168 33V32H173L172 34H171V36H170V34H169V37L167 38V36H166V32H164ZM169 30V31H168ZM212 30V31H211ZM215 30V31H214ZM112 32L111 34L109 33V32ZM115 31V32H116ZM154 32V34H153V32ZM208 31H210V33H208ZM243 31V32H242ZM101 32H103V34L101 33ZM164 34H163V33ZM238 32V33H237ZM239 32H241V33H239ZM84 33V34H83ZM101 33V34H100ZM108 33H109V35H108ZM147 33L149 34V35H147ZM160 33V34H159ZM182 33V34H181ZM186 34V35H184V34ZM153 34V35H152ZM156 34H157V36H156ZM159 34V35H158ZM163 34V35H162ZM247 34V35H246ZM99 35V36H98ZM162 37H161V36ZM184 35V36H183ZM221 37V39L219 40V36ZM242 36V37H240V36ZM95 36H98L96 39H98V41L97 40H95L94 39V37ZM152 36H156L155 38L154 37H152ZM158 36H160L161 38H159ZM163 36H166V37H163ZM173 36H174V38H173ZM188 36H189V38H188ZM217 36V37H216ZM109 37H106L107 39L109 38ZM154 38V39H152V38ZM176 37V38H175ZM219 37V38H218ZM254 37V38H253ZM105 38V39H106ZM167 38V39H166ZM216 38H218L217 40H216ZM101 39V40H100ZM105 39H103V40H105ZM156 39H160L159 41L157 40L156 41ZM91 41H93L92 43H90ZM99 42V43H97V42ZM106 41V40H105ZM150 41V42H149ZM174 41V42H173ZM198 41V42H197ZM229 41H231V42H233L234 44H236V43H238V47H234V49L233 48H230V46H229ZM247 41V42H246ZM253 41V42H252ZM12 44H11V43ZM79 42V43H78ZM152 42V43H151ZM194 42H196L195 44H193ZM199 42H201L202 44H200V46H199V44H197V43H199ZM211 42V43H210ZM190 43V44H189ZM96 45V46H95ZM203 45V46H202ZM92 46V47H91ZM205 46V47H204ZM209 48V49H208ZM211 48H213V49H211ZM2 50V51H1ZM15 50H17L16 52L19 54V56H22V57H20L19 58V56L17 55V53L16 52H14ZM77 50L79 51V52H77ZM81 50V51H80ZM246 50V51H245ZM8 51H11L12 53H14V55H15V58H14V55H12V53L10 54ZM90 51V52H89ZM4 52V53H3ZM7 52V53H6ZM74 52V53H73ZM21 53V54H20ZM91 54V55H90ZM24 55H25V57H26V55H27V58H25L24 57ZM10 56L13 58H10ZM29 56V57H28ZM54 56V57H53ZM25 58V60L23 61V59ZM38 57V58H37ZM43 59H42V58ZM29 58L31 59V61L29 60ZM37 58V59H36ZM41 58V59H40ZM17 60L16 62H15V60ZM18 59H22V61L21 62H25L24 64L23 63H21V62H19L18 61ZM44 59H46V61L44 60ZM58 59V60H57ZM199 59V60H198ZM1 60V59H0ZM9 60V61H8ZM26 60H28V61H26ZM78 60V61H77ZM204 60V61H203ZM30 61V62H29ZM33 61H34V63H33ZM42 61V62H41ZM50 61V62H49ZM1 62V61H0ZM38 62V63H37ZM42 63V64H41ZM16 64H17V66H16ZM26 65V66H25ZM32 65V66H33ZM47 65H49V64H46V66ZM55 65V64H54ZM57 65V64H56ZM66 65V66H67ZM9 66V67H8ZM81 66V65H80ZM33 67V68H34ZM50 67V66H49ZM13 68V69H12ZM28 68V69H27ZM47 68H48V66H47ZM24 71V72H23ZM7 72V73H6ZM18 73V74H17ZM24 73H26V74H24ZM37 74V75H36ZM226 74H227V76H226ZM13 75V76H12ZM35 75V76H34ZM30 76V77H29ZM229 76V77H228ZM22 77H23V79H22ZM39 77V76H38ZM219 78V79H218ZM224 78V79H223ZM6 79V80H5ZM16 79V80H15ZM27 79V81H26V83H25V80ZM32 79H34L35 81H34V83H33V81H32ZM216 79H218V81L216 80ZM221 79V80H220ZM230 79V81H228ZM21 80H22V82H21ZM37 80H39L40 82H38ZM220 80V81H219ZM223 83H222V82ZM2 82V83H1ZM32 83V88H29V87H31V86H29V84H31ZM36 82H38V84H39V87L38 86H35V84L37 85V83ZM12 83V84H11ZM23 83V84H22ZM225 83H227V85L225 84ZM251 83H252V85H251ZM20 84H22L24 87L23 88H21L22 86L20 85ZM28 86H26V85ZM223 84V85H222ZM237 84V85H236ZM3 85H4V87L5 88H2L3 87ZM8 87V88H6V86ZM10 85V86H9ZM238 86V87H237ZM21 88V90L19 89V88ZM25 87H26V90H24L25 89ZM36 87V88H35ZM145 88H147V87H145ZM150 88V87H149ZM209 88V89H208ZM57 92H56V91ZM58 90H59V92H58ZM258 90V91H257ZM6 91V92H5ZM15 91V92H14ZM21 91V93H19ZM45 91V92H44ZM43 94H42V93ZM54 92V93H53ZM56 92V93H55ZM64 92V91H63ZM198 93H200V91H197ZM211 92V93H210ZM4 93H5V95H4ZM15 93V95H14V97H13V94ZM24 93H22V95L21 96H25L24 95ZM53 93V94H52ZM209 93H210V95H209ZM237 93H241V97H236L235 95H237ZM56 94V95H55ZM60 94V95H59ZM262 94V95H261ZM44 95V96H43ZM65 95V96H64ZM72 95H71V97H72ZM255 95V96H254ZM10 96V97H9ZM17 96V97H16ZM58 96V97H57ZM60 96H62V97H60ZM65 98H64V97ZM207 96H208V99H210V103L208 102L209 100L207 99ZM252 96V97H251ZM26 97V96H25ZM46 97H47V99H46ZM212 97L215 99H213L212 100ZM237 99H236V98ZM17 98V99H16ZM18 98H19V100H18ZM236 100H235V99ZM253 98H254V100H253ZM5 99V100H4ZM16 99V100H15ZM46 99V100H45ZM197 99V100H196ZM239 99V100H238ZM58 100H59V102H58ZM255 100H258L257 102H259V101H261V100H263V101H261V102H259V104L258 103H256V101ZM199 101H201L200 103H199ZM56 102V103H55ZM60 102H61V104H60ZM66 102H68V104L66 103ZM70 102V103H69ZM213 104H212V103ZM255 102V103H254ZM13 103V104H12ZM20 103V104H19ZM55 103V104H54ZM57 103H59V104H57ZM64 103V104H63ZM72 103H77V104H72ZM79 103V104H78ZM216 103V104H215ZM2 104V103H1ZM18 104V105H17ZM63 104V105H62ZM255 104L257 105V106H255ZM8 105H9V107H8ZM56 105V106H55ZM66 105V106H65ZM68 105V106H67ZM78 105H81V106H78ZM223 105V106H222ZM72 106L74 107H77L76 109H75V107H74V109L72 108ZM85 106V105H84ZM227 106H228V108H229V111L228 112H226L227 111ZM230 106V107H229ZM15 107V108H14ZM28 107V106H27ZM30 107V106H29ZM41 107H43V106H41ZM48 107V108H49ZM50 107V108H51ZM79 107V108H78ZM225 107V108H224ZM256 109H255V108ZM211 108H213L214 110H212ZM224 108V109H223ZM252 108H253V111H252ZM12 109H14L13 111H12ZM36 109V108H35ZM82 109V108H81ZM84 109V108H83ZM82 109V110H83ZM149 109V110H148ZM254 109L256 110V111H254ZM17 110V111H16ZM37 110V109H36ZM53 110V109H52ZM79 110V111H78ZM85 110V109H84ZM160 110V111H159ZM219 110H221V111H219ZM21 111V112H20ZM28 111V113L26 114V112ZM96 112H98L97 114H99V112H100V110L99 111H97V110H95ZM163 111V112H162ZM223 111H225L224 113H223ZM231 111V112H230ZM14 112V113H13ZM255 114H254V113ZM44 113V112H43ZM83 113V112H82ZM106 113V114H105ZM108 113V114H107ZM218 113H220V114H218ZM226 113H228V114H230V113H232L231 115L232 116H229V118H228V114H226ZM253 113V114H252ZM14 114V115H13ZM79 114V113H78ZM101 114V113H100ZM226 114V115H225ZM10 115V116H9ZM12 115V116H11ZM106 115V116H105ZM28 116V117H27ZM36 116H37V119H36ZM216 118H215V117ZM244 116V117H243ZM245 116H247V118L249 117L250 118V120L249 121H247V118L245 117ZM255 116H257L256 118H255ZM27 117V118H26ZM29 117H31V118H29ZM100 117L102 118V119H100ZM111 117V118H110ZM140 117V118H139ZM215 119H214V118ZM230 117H231V119H230ZM234 117V118H233ZM252 117V118H251ZM9 118V119H8ZM33 118V119H32ZM98 118V119H97ZM223 118V119H222ZM227 118V119H226ZM234 119V121H233V119ZM244 118H246L245 120H244ZM254 118V119H253ZM11 119H14V121L12 120L11 121ZM112 121V122H110V120ZM116 119H118V120H116ZM135 119V120H134ZM219 119V120H218ZM235 119H236V121H235ZM8 122H7V121ZM37 120V122H35V121ZM80 120H81V118H80ZM80 120H79V122H80ZM108 120V121H107ZM131 120V121H130ZM213 120H215L214 122H213ZM221 120L223 121V123L221 122ZM231 120V121H230ZM35 122V124H33V122ZM232 121H233V124H232ZM245 121V122H244ZM256 121V122H255ZM261 121V122H260ZM109 122V123H108ZM248 122V123H247ZM252 122L253 123V125L251 124V127L250 126H248L247 124H250V123ZM259 122V123H258ZM99 123V124H98ZM107 123V124H106ZM114 123V124H113ZM243 123H244V125H243ZM9 124H10V126H9ZM14 124V125H13ZM26 124V125H25ZM33 124V125H32ZM62 124H60L59 126L58 125H56L55 127H53V134L55 133V130H56V135H57V132H58V130L63 126ZM216 124V125H215ZM219 124V125H218ZM236 124H239L238 126L236 125ZM254 124H255V128H254ZM257 124H259L260 125V129L259 130H256L258 127H259V125L258 126H256ZM35 125H37V126H35ZM106 125V126H105ZM108 125V126H107ZM235 125V126H234ZM3 126H4V124H3ZM10 127L9 129H8V127ZM58 126V127H57ZM226 126V127H225ZM247 126H248V128H249V132H247L248 131V129H247ZM57 127V128H56ZM239 127V128H238ZM18 128V129H17ZM56 128V129H55ZM82 128H83V130H82ZM218 128V129H217ZM234 128H238V129H234ZM245 128H246V130H245ZM262 128V129H261ZM23 130V131H21V130ZM82 131H81V130ZM251 129H252V136L254 135V136H257V139H256V137L254 138V136L252 137V139L254 138V139H256L257 140V143H255L256 142V140H252L251 139V133H250V131H251ZM7 130V131H6ZM12 130L13 132H10V131ZM80 130V131H79ZM236 130H237V132H236ZM245 130V131H244ZM260 130H262L263 132L262 133H258ZM84 131V132H83ZM241 131V132H240ZM243 131V132H242ZM258 131V132H257ZM31 132V133H30ZM223 132V133H222ZM228 132V133H227ZM239 132V135L237 134ZM11 133V134H10ZM216 133V134H215ZM242 133V134H241ZM23 134V135H22ZM260 134V135H259ZM19 135V136H18ZM31 135V136H30ZM28 136H30V137H28ZM215 136V137H214ZM31 137H32V139H31ZM54 137H56L55 135H54ZM54 137H52L53 139H54ZM205 137V138H204ZM211 137L213 138V139H215V142H214V144H212V146L210 145V144H207V142L208 141H212L213 139H211ZM233 138V139H232ZM32 141H30V140ZM53 139H51V141L53 140ZM205 139L207 140V142L205 141ZM211 139V140H210ZM221 140V141H220ZM252 140V141H251ZM21 144V146H20V144ZM35 143V144H34ZM207 144V145H204V144ZM211 143H213V141L211 142ZM216 143V144H215ZM246 145H244V144ZM4 144V145H5ZM17 144V143H16ZM32 146H31V145ZM229 144V145H228ZM257 144V145H256ZM33 145H34V147H33ZM45 145V146H44ZM248 145V146H247ZM16 146V145H15ZM16 146V147H17ZM201 146V147H200ZM203 146V147H202ZM229 146H230V148H229ZM240 146V147H239ZM254 148H253V147ZM200 147V149L201 148H203V149H201L200 151H199V148ZM219 147V148H218ZM6 148H7V146H6ZM6 148H5V150H6ZM239 149V150H237V149ZM241 148H242V150H241ZM252 148V149H251ZM198 149V150H197ZM205 149H208V150H205ZM214 149V150H213ZM218 150V151H216V150ZM231 149V150H230ZM254 149V150H253ZM4 150V151H5ZM197 150V151H196ZM203 150V151H202ZM204 150H205V152H204ZM212 152V154H214V153H216V154H214L215 156L214 157H216V158H214V157H211L212 156V154H211V152ZM242 151V152H241ZM15 152V153H14ZM197 152V153H196ZM198 152H201V153H198ZM204 152V153H203ZM208 153V152H210V154L208 153V156H206L205 155V153ZM2 153V152H1ZM0 153V154H1ZM196 154H197V156H196ZM198 154H199V156H198ZM200 154H202V155H200ZM219 156H218V155ZM238 154V155H237ZM239 154H241V155H239ZM242 154H244V155H242ZM43 155V154H42ZM203 155H204V158H203ZM246 155V156H245ZM44 156V155H43ZM195 156V157H194ZM240 156V157H239ZM244 157V158H242V157ZM222 159H221V158ZM230 157H232V158H230ZM199 158V159H198ZM212 158H213V160L215 159V161H213L212 160ZM205 159V160H204ZM230 159H232V160H230ZM243 159V160H242ZM2 160V159H1ZM18 160H19V162H18ZM198 160H199V163H198ZM242 160V161H241ZM254 160V161H253ZM3 161V160H2ZM194 161V162H193ZM241 161V162H240ZM14 162V161H13ZM3 163H4V161H3ZM2 163V164H3ZM202 163V164H201ZM208 163H210V164H208ZM248 163V164H247ZM252 163V164H251ZM74 164H77V166L79 167V170H80V172H82L81 171V168H80V166H79V164L78 163H74ZM74 164L71 166V167H67L66 166V168H65V166H63L64 168H65V171H64V173H66V175H68V173H69V171H71L73 168H75L74 167ZM205 164V165H204ZM246 164H247V166H246ZM206 165H208V166H206ZM203 166H205V168H204V170H203V168L202 167ZM251 166H253V167H251ZM210 167H211V169H210ZM223 167V166H222ZM202 168V169H201ZM224 168V167H223ZM222 168V169H223ZM203 171H205L206 173H204ZM223 171H225V168H224V170ZM227 171V170H226ZM201 172V173H200ZM208 172V173H207ZM251 172V173H252ZM257 172V173H256ZM202 173H204V174H202ZM227 173H229V172H222V174H224V176H226V174ZM0 174H2L1 173V171H0ZM81 174H83V173H81ZM197 174V175H196ZM202 174V175H201ZM207 174V175H206ZM209 174V175H208ZM210 174H211V176H210ZM215 174V175H214ZM217 175V176H218ZM69 176V175H68ZM68 176H67V179H68ZM205 176V178H203ZM228 176H230V173L226 176L228 179H229V181H228V185L230 184V183H232L233 181V175L231 174V177L232 178H230V177H228ZM207 177V178H206ZM209 178H211V180L209 179ZM217 179H218V177H216ZM216 178H214V181H215V179ZM216 179V180H217ZM2 181V182H1ZM83 181H84V183H83ZM208 181V182H207ZM6 182V183H5ZM82 184L80 185V187H78V188H80V189H75V191L74 190H72V191H70V193H71V195H72V198L73 197H75V193H81V192H79L78 190H81L83 187H84V185H86L85 184V180H84V176H83V179H82ZM216 182V181H215ZM5 183V184H4ZM212 184H215V183H211V185ZM231 185H233V187H234V182L231 184ZM228 186V187H230V189L232 188V186ZM220 186V187H219ZM2 187H3V189H2ZM10 187V186H9ZM17 189H16V188ZM217 187H218V189H217ZM12 189V190H11ZM46 189V190H45ZM221 189V190H222ZM41 190V191H40ZM51 190H53V191H51ZM211 190H213V191H211ZM11 191H12V193H11ZM36 192H37V194H36ZM56 192L58 193L57 195H56ZM213 192V193H212ZM55 193V195H53ZM72 193H74V194H72ZM220 194L221 193H223V191H220L219 192ZM219 193L217 194V195H219ZM19 194V195H18ZM36 194V195H35ZM82 194V193H81ZM80 194V195H81ZM34 195V196H33ZM13 196V199L11 198ZM30 196H31V198H30ZM24 197H26V196H24ZM28 197V196H27ZM71 197V196H70ZM34 198V199H33ZM72 198H71V200H72ZM189 198V199H188ZM194 199V200H193ZM198 199V200H197ZM30 200H32V201H30ZM9 201L11 202V203H9ZM82 201H86V204H87V206H89V207H92V208H94L95 210H98L99 209V211H102V212H104V213H106V211H107V213L108 214H110V217H108L111 221H110V223H109V219L107 218V219H105L106 221V223H104L103 221H102V223H101V228L100 229H103V230H105L106 232L104 233V231L103 230H98L99 232H102L103 234V236H101V237H103L104 238V241L107 243H113L112 245H109L110 247H112V248H114V249H116V250H121V248H123V247H125L124 248V250H125V253L123 254V255H126V257H128V258H126L125 256H122V258L124 257L125 258V260L127 259V260H131L132 262H133V264H142V263H144V264H154L155 263V259L157 258V256H158V258H160V259H157V260H161L162 262H173V261H175L176 262V264H190V258L191 257H189V255H188V259H187V254H185V253H187V251H190V252H192L193 254L194 253H199L198 255L197 254H195V256L198 258V257H200L201 255H204V257H205V259H204V257H203V261L205 262L206 261V258H207V260H208V264L210 263V264H222V262H223V264L225 263V264H233V262H231L230 260H223L222 262L220 261V259H218V257H217V255H218V252L216 251V249H214V250H210V246H207V245H205L206 243L204 242V241H199L198 243H197V245L196 246H191V245H195L196 244V242H195V244L193 243L194 241L193 240H191L190 238V243H187L186 244V241L188 240V238L180 231V230H178L179 229V226H178V224L180 225V223L178 222V220H179V218H178V215H179V212H178V210H175V209H173V207L170 205V206H168L167 205V207H162V208H159L157 211H155V212H152L150 215H148L147 216V214H148V212H149V210H146V209H144L143 207H137L134 211L135 212H130L128 215H121V214H118V213H116V212H114V211H112L111 209H109V208H107V206L106 205H104L103 203H99V202H94V201H92V200H90V198H86V197H84L83 195H82ZM30 202H31V204H30ZM172 202V201H171ZM196 202V203H195ZM198 202H200V203H198ZM7 203V204H6ZM8 203H9V206H8ZM33 203V204H32ZM165 203H169V202H165ZM164 203V204H165ZM3 204V205H2ZM93 204V205H92ZM201 204V205H200ZM6 205V206H5ZM19 205H20V207H19ZM192 205V206H193ZM29 206V207H28ZM9 207L10 208H12V209H10L9 210ZM200 207H198V208H200ZM205 206H203V208H204ZM30 208V209H29ZM28 209V210H27ZM141 209H142V211H143V209L145 210L144 212H141ZM24 210H25V213H24ZM22 211V212H21ZM27 211V212H26ZM34 211H36L37 213H35ZM148 211V212H147ZM162 211V212H161ZM184 211L189 215L190 213H189V208H185L184 209ZM28 212V213H29ZM141 212V213H140ZM174 212V213H173ZM21 213V214H20ZM40 213H42V214H40ZM162 213V214H161ZM168 213V214H167ZM160 214V215H159ZM164 214H165V216H164ZM40 215H42V216H40ZM143 215V216H142ZM168 215V216H167ZM175 215V216H174ZM37 216L40 218V219H43L42 221L39 219V218H37ZM44 216V217H43ZM139 216V217H138ZM173 216L175 217V218H173ZM24 217V216H23ZM24 217V218H25ZM35 217H36V219H38V220H40L39 222H40V224H39V222H38V220H36L35 219ZM46 217V218H45ZM117 217V218H116ZM34 218V219H33ZM45 218V219H44ZM48 218H50L51 219V221H50V219L48 220ZM116 218V219H115ZM120 218H121V220H120ZM163 218V219H162ZM32 221H31V220ZM48 221H47V220ZM113 219V220H112ZM168 219H169V221H168ZM119 220V221H118ZM123 220V221H122ZM158 220V221H157ZM160 220V221H159ZM170 220H172V221H170ZM177 222V225H175V221ZM43 221H44V223H43ZM45 221H47L48 223H46ZM52 223H50V222ZM114 221V222H113ZM117 221V222H116ZM124 221H127V223H125V225L126 224H129L128 225V227L130 228H125V225L124 226H122V228L121 227H119V225L118 224H120V226L121 225H123V223H124ZM180 221V220H179ZM37 222V223H36ZM113 224H116V226H117V229L116 230H114L115 228H116V226L115 225H112V223ZM119 222V223H118ZM131 222H132V224H131ZM157 222H160V223H156ZM54 223V224H53ZM104 223V224H103ZM122 223V224H121ZM134 223V224H133ZM154 223V224H153ZM173 223H174V225H173ZM46 224H48V225H46ZM103 224V225H102ZM110 225V226H106V225ZM130 224L131 225H133V226H130ZM136 224V225H135ZM172 224V225H171ZM45 225V226H44ZM55 225V226H54ZM152 226V228H154V229H151V226ZM155 225L157 226V228L155 227ZM159 225V226H158ZM43 226H44V228L45 229H43ZM163 226V227H162ZM171 226H173V228H175L176 226L178 227V229H173ZM80 227H82V226H80ZM102 227H104V228H102ZM110 227V228H109ZM118 227H119V229H118ZM124 227V228H123ZM136 227V228H135ZM159 227V228H158ZM167 227V228H166ZM171 228V229H173V230H175L176 231V233H175V231H174V233H173V235H172V231L173 230H171V229H169V228ZM49 228V229H48ZM83 228V227H82ZM107 230H106V229ZM121 228V229H120ZM132 228H135V229H132ZM156 228V229H155ZM163 230H162V229ZM55 229H57L55 232H53ZM137 229V230H136ZM161 231H159V230ZM165 229H168V230H165ZM81 230H83V229H80V232H81ZM109 230H111L110 232L112 233V231L113 232H115L114 234H116L117 236H115L114 238L115 239H117V241L114 239V238H112L113 236H114V234H112L111 236H110V234H109ZM127 230L129 231V233L127 232ZM130 230L132 231L131 233H130ZM149 230H151V232H153L152 234H150V231ZM178 230V231H177ZM127 232L128 234H131L130 236L129 235H127V233L125 234L124 232ZM156 231H158L157 233H156ZM164 231V232H163ZM168 231H171V232H168ZM83 232H85L84 230H83ZM93 231H89V232H85L84 233V235H86V234H88L89 236H92V235H94V236H96L98 233L97 232H93ZM121 232V233H120ZM124 234H123V233ZM134 232V233H133ZM177 232L179 233L178 235H176L177 234ZM181 232V233H180ZM46 233V234H45ZM61 233V234H60ZM77 233H79V231H77ZM77 233H73L72 232V235H77ZM89 233H91V234H89ZM97 233V234H96ZM107 233V234H106ZM149 233V234H148ZM42 234V235H43ZM80 235H83L82 233H79ZM100 235H101V233H99ZM98 234V235H99ZM182 234V235H181ZM57 235V236H56ZM97 235V236H98ZM100 235H99V237H100ZM104 235H108L109 236V239L108 240H105V239H107V236L106 237H104ZM126 235V236H125ZM150 235V236H149ZM152 235V236H151ZM156 235V236H155ZM172 235V236H171ZM175 235H176V237H175ZM87 236V235H86ZM128 236V237H127ZM149 238H148V237ZM154 236H155V238H156V240L154 239ZM171 236V237H170ZM180 236V238H178V237ZM181 236H182V238H183V240L181 239ZM183 236H185V237H183ZM125 237H127L128 239L130 238L131 240H128V239H126ZM153 237V238H152ZM162 237H163V239H162ZM112 240H111V239ZM168 238V239H167ZM185 238V239H184ZM187 238V239H186ZM102 239V238H101ZM114 239V240H113ZM119 239V240H118ZM122 239V240H121ZM128 240L127 241V243H125V241L126 240ZM162 239V240H161ZM167 239V240H166ZM174 239V240H173ZM103 240V239H102ZM171 240V241H170ZM186 240V241H185ZM110 241H112V242H110ZM115 241V242H114ZM118 241H120V243H121V245H120V243L118 242ZM170 241V245H169V243L168 242ZM118 242V244L120 245V247L118 246V244L116 245V246H114L116 243ZM166 242V243H165ZM185 242V243H184ZM187 242H189V240L187 241ZM202 242H204V243H202ZM115 243V244H114ZM125 244V245H124ZM165 244V245H164ZM166 244H168L167 246H166ZM172 244V245H171ZM189 244V246H188V248L186 247L187 245ZM122 245H124L123 247H121ZM127 245H128V247H127ZM114 246V247H113ZM171 246V248H170V250L168 249L169 247ZM173 246L175 247V248H173ZM203 246H206V248H204ZM130 247V248H129ZM168 247V248H167ZM118 248H120V249H118ZM166 248V249H165ZM184 248H186L185 250H184ZM200 248L201 249H204V250H200ZM168 249V250H167ZM173 249H175L174 250V252H172V253H174V254H172V257H170L171 256V252L170 251H173ZM177 249V250H176ZM188 249V250H187ZM123 249L121 250L122 252L124 251ZM197 250V251H196ZM121 251H119V252H121ZM164 251H168V252H165L166 253V255H165V253H164ZM204 251V252H203ZM211 251V252H210ZM183 252H185V253H183ZM162 253H164V255L162 254ZM168 253L170 254L169 255V258H168ZM185 254V255H183V254ZM189 254V253H188ZM201 254V255H200ZM163 255V256H162ZM152 256H155V257H152ZM165 256V257H164ZM183 256L185 257V258H183ZM207 256V257H206ZM202 257V256H201ZM201 257L199 258L200 260H201ZM210 257V258H209ZM123 258V259H124ZM153 258V259H152ZM168 258L169 259V261H168V259H167V261H166V259ZM170 258H172V260L170 259ZM146 259V260H145ZM187 259V260H186ZM129 260V261H130ZM182 260V261H181ZM201 260V262L203 263V261ZM140 261V262H139ZM187 261H189L188 263H187ZM210 261V262H209ZM211 261H213L212 263H211ZM136 262V263H135ZM181 262V263H180ZM229 262H231V263H229ZM240 263H241V261H240ZM238 264H239V262H238Z\"/></svg>","mask_w":264,"mask_h":264},{"label":"crops","instance_id":"0c3cea01","mask_svg":"<svg viewBox=\"0 0 264 264\" xmlns=\"http://www.w3.org/2000/svg\"><path fill=\"white\" fill-rule=\"evenodd\" d=\"M7 1L0 10V38L10 33L19 46L32 54L72 52L74 31L57 15L35 6L21 17L17 4ZM49 1L57 5L67 0ZM191 1L205 27L222 26L225 18L221 17H227L229 35L237 27L256 35L252 51L225 63L226 73L242 81L264 82V0ZM236 15L242 16L240 22ZM229 46L234 49L238 43L229 41ZM235 96L241 97V93ZM194 126L195 121L188 115L172 114L125 126L124 138L117 129H100L81 136L77 141L78 164L86 185L80 192L121 215L143 207L149 210L148 216L167 207L166 201L185 197L197 186L184 166L186 153L197 142Z\"/></svg>","mask_w":264,"mask_h":264},{"label":"built area","instance_id":"2783aa9c","mask_svg":"<svg viewBox=\"0 0 264 264\" xmlns=\"http://www.w3.org/2000/svg\"><path fill=\"white\" fill-rule=\"evenodd\" d=\"M71 4L73 11H77L81 13L82 11L93 12L94 9L97 8V4L100 1L104 2V6L100 8H106V15H108V19L113 22L118 16L115 15V10L110 7L109 2L105 0H67ZM91 5V6H88ZM89 8V9H88ZM112 9V10H111ZM105 15V16H106ZM2 111L0 110V115ZM72 114V113H71ZM73 119L65 120V128L62 127L59 129V132L56 137L45 146L43 149L40 150L47 151L46 155L39 154L41 156L33 159L31 162L24 167V169L18 175L19 181V188H20V196H17L15 202L21 204L25 200L28 199V192L34 190L39 187L45 188H59L61 185V175H60V167L61 165L70 166L73 163L78 162V154H77V136L73 130L70 128V131H67V128L75 126L76 120L78 119L77 115L72 116ZM3 121L0 118V150L4 148V142L7 140L6 137L3 136L2 132ZM68 135L70 138L73 139L72 143L67 142L68 140L65 139L64 135ZM26 196V197H24ZM20 207V206H19Z\"/></svg>","mask_w":264,"mask_h":264}]
</instances>
